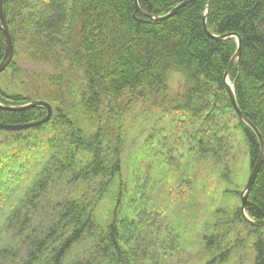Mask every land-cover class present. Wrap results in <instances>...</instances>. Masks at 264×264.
<instances>
[{
  "label": "trees",
  "instance_id": "1",
  "mask_svg": "<svg viewBox=\"0 0 264 264\" xmlns=\"http://www.w3.org/2000/svg\"><path fill=\"white\" fill-rule=\"evenodd\" d=\"M138 1L162 16L185 0ZM207 2L153 21L135 0H4L14 57L0 105L45 101L53 114L0 130V264H264V228L240 212L261 148L225 83L236 39L206 34ZM207 26L241 38L230 81L264 140V0H215ZM4 56L0 26V64ZM133 116L137 129L171 121L162 154L127 146ZM45 117L42 107L0 108L5 125ZM246 213L264 221V164Z\"/></svg>",
  "mask_w": 264,
  "mask_h": 264
},
{
  "label": "water",
  "instance_id": "2",
  "mask_svg": "<svg viewBox=\"0 0 264 264\" xmlns=\"http://www.w3.org/2000/svg\"><path fill=\"white\" fill-rule=\"evenodd\" d=\"M194 0H185L183 1L181 4H179L178 6H176L175 8H173L168 14L166 15H160V16H153V15H149L146 12H144L140 6H139V1L135 0L136 3V11L143 14L144 16L148 17L149 19L153 20V21H163L166 20L172 16H174L177 11L179 9H181L182 7L188 5L189 3L193 2ZM215 0H208L206 8L202 14V24H203V28L206 32V34L217 40V41H225L227 39L230 38H236L237 40V51L235 53V55L233 56V58L231 59L226 73H225V83L229 92V96H230V100L233 106V109L235 111V114L238 118V120L247 125L249 128H251V130L254 132V134L257 136L259 144H260V148H261V153H260V157L258 159V161L256 162L255 166L253 167L251 174L248 178L247 184L245 186V189L243 191V193L241 194V208H240V212L243 216V218L246 220L247 223H249L251 226L253 227H257V228H262L264 227V221H254L252 219H250L247 214H246V208L248 205V200H249V195L251 192V189L253 187V184L264 164V140L259 132V130L254 126V124L247 118L245 117L239 106L237 103V99H236V95H235V89L234 86L230 83L229 81V77L231 74V70L234 66V64L237 62V60L241 57V53H242V41L241 38L238 35H234V34H226V35H221V36H215L213 34L210 33L208 26H207V21H208V17H209V13L210 10L213 6ZM0 26H1V30L3 32L4 38H5V56L4 59L2 61V63L0 64V75L4 72V70L8 67V65L11 63V61L13 60L14 57V48H13V41H12V36L9 30V26H8V22H7V16H6V12H5V6H4V0H0ZM36 107H42L46 110V117L42 120H39L37 122L34 123H29V124H22V125H5L0 123V130H5V131H18V130H24V129H28V128H34V127H38L41 126L45 123H47L53 114V109L50 106V104H48L45 101H32L26 105L23 106H17V107H3L0 105L1 109H5V110H10V111H25L31 108H36Z\"/></svg>",
  "mask_w": 264,
  "mask_h": 264
},
{
  "label": "rangeland",
  "instance_id": "3",
  "mask_svg": "<svg viewBox=\"0 0 264 264\" xmlns=\"http://www.w3.org/2000/svg\"><path fill=\"white\" fill-rule=\"evenodd\" d=\"M21 62H22V65L24 66V68L26 70L30 71L31 73L46 72L45 71L46 68H44V65H35V64L29 63L28 61L26 62L25 60H22ZM170 83H171V85H172V87H173V89L175 91H180L181 90L182 81H181L180 77H178L177 75L170 79ZM154 114H155V112H154ZM129 120H130V123H131V131L128 132V135H127V143H126L127 146L129 148L132 147L135 150V148H137L138 145H141L144 142L145 143L147 142V144H149L148 146H149L150 150L151 151L153 150L152 153L154 155H156L157 153L162 154L163 151H162V149H161L159 144H160V142L163 143V141L165 139H169V138L172 137V133H170V130L172 129L171 121L168 118H166V117H164L161 120V116H160L158 118V120L159 121L161 120V121L156 123L157 126H156V124H154L152 122V120H154V119H151L148 122L143 123V125H141L137 129L136 126H137V124H139V119L137 118V116L136 117L133 116V118H131ZM160 130H163V131H160ZM164 131H166V132L164 133V136L162 137L163 134L162 135H160V134H161V132H164ZM159 135L161 137H159ZM158 137H159V139L157 140V142H156V140L150 142V138H156L157 139ZM155 142H156V144H155ZM157 143H159V144L157 145ZM183 151H185V149ZM242 154H243L242 151H239L237 157L238 158H242L243 157ZM156 174L157 173L154 172L153 178L157 176ZM247 181H248V179H247ZM247 181H246V183H245V185H244L242 190L245 189ZM158 186H160V184ZM172 191L176 192L175 189H173ZM216 198H218L219 201L218 202L215 201L213 206L221 205L222 202H220V201H222V198L220 196H218V195H216ZM203 206L205 207L206 205L203 204ZM176 209H177V211L181 210V208L179 206H176ZM188 256L193 258V256H192V248L191 247H190V253L188 254ZM231 262H232V264H238L237 260H232Z\"/></svg>",
  "mask_w": 264,
  "mask_h": 264
}]
</instances>
